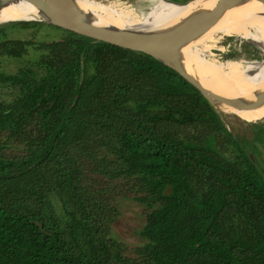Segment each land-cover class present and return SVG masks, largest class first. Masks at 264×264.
I'll list each match as a JSON object with an SVG mask.
<instances>
[{
  "label": "trees",
  "instance_id": "obj_1",
  "mask_svg": "<svg viewBox=\"0 0 264 264\" xmlns=\"http://www.w3.org/2000/svg\"><path fill=\"white\" fill-rule=\"evenodd\" d=\"M39 25L0 24V91L16 95L0 101V152L25 145L22 158L0 154V264H264V141L236 138L194 86L149 56L52 25L61 40L10 37ZM28 46L40 52L29 65L1 68ZM93 144L116 158L108 176L133 179L150 209L138 259L106 236L101 201L83 184Z\"/></svg>",
  "mask_w": 264,
  "mask_h": 264
},
{
  "label": "bare ground",
  "instance_id": "obj_2",
  "mask_svg": "<svg viewBox=\"0 0 264 264\" xmlns=\"http://www.w3.org/2000/svg\"><path fill=\"white\" fill-rule=\"evenodd\" d=\"M161 2L162 4L153 2L151 6L141 10L140 16L89 0H75L74 6L90 24L98 27L144 30L164 36L177 30L182 31L185 27L199 29V32H193L174 45L175 65L194 82L219 97L239 100L243 104L255 101L256 96L264 91V84H260V80L264 78V63H219L207 59L205 53L217 42L218 35L250 40L264 52L262 4L255 0H226L219 20L207 30L201 31L202 26L209 22L211 13L218 10L220 0H193L188 5ZM36 13L31 5L14 1L0 10V23L31 20L37 17ZM245 70H254L255 73L246 74ZM209 83L211 84L207 85ZM216 107L223 113L234 114L246 123L264 119V103L250 111H239L220 103Z\"/></svg>",
  "mask_w": 264,
  "mask_h": 264
},
{
  "label": "rangeland",
  "instance_id": "obj_3",
  "mask_svg": "<svg viewBox=\"0 0 264 264\" xmlns=\"http://www.w3.org/2000/svg\"><path fill=\"white\" fill-rule=\"evenodd\" d=\"M151 1L150 3L147 0H94L97 3H104L103 5H113L123 11H133L139 16L142 13L141 10L151 6L153 2L162 4L161 1ZM35 19L36 21H16L37 22L42 25L34 28H16L10 33V37L24 40L34 39L35 42L41 43L61 40L64 35L62 31L48 26L50 24L38 22V17ZM27 51V57L20 60H4L1 68L7 73H15L18 67L29 65V60L40 54L34 46H28ZM205 56L207 59L219 63L230 61L239 62L243 65L254 63L253 61L264 63V52L258 45L236 36L218 35L217 42L206 51ZM229 56L232 57L228 58ZM263 81L264 78L260 80V84H264ZM15 96V92L12 90L4 88L0 91V101H8ZM217 111L226 128L239 140L248 143L256 140L264 141V121L246 123L234 114ZM5 136V133L0 134V143L5 141ZM5 145V148L0 152L4 158L19 159L25 154V145L22 140L11 141ZM93 147L94 150L88 151V155L80 161L83 184L89 193L97 195L101 201L99 221L105 229L106 236L114 239L121 246L124 257L138 259L136 250L145 244L139 233L145 224V217L150 209L138 201L137 198L141 196V193H139L138 185L133 179L125 176H108L106 171L110 172L112 168H118V163L115 162L116 158L105 147H98L95 144ZM51 199L56 214H61L60 202L57 197L51 196Z\"/></svg>",
  "mask_w": 264,
  "mask_h": 264
},
{
  "label": "water",
  "instance_id": "obj_4",
  "mask_svg": "<svg viewBox=\"0 0 264 264\" xmlns=\"http://www.w3.org/2000/svg\"><path fill=\"white\" fill-rule=\"evenodd\" d=\"M14 1L24 2L28 5H31L37 12L36 16L38 17L37 20L38 22L50 24L57 28L74 33L78 36L91 39L94 42L106 43L120 49L140 53L153 58L154 60L158 61L165 67L172 69L179 76L185 79L188 83L194 86L216 110H218L216 107L217 103H220L224 106L239 111H250L264 103V91L260 95L256 96L255 101H253L250 104H243L239 100H234V99L227 100L222 97H219L216 94L205 90L202 86L194 82L192 78L186 75L179 67L175 65L174 45L177 44L178 41L184 39L186 36L192 34L193 32H199L200 31L199 29L192 27H185L182 31L177 30L175 32H172L171 34H166V36H164V35H155L154 33H148L146 31L144 32V30L98 27L90 24L88 20L82 16V13L76 9V7L74 6L75 0H52V1L0 0V10L14 3ZM155 1L173 2L169 0H155ZM192 1L193 0H189L183 3H178V2H173V3L180 5H188ZM255 1L262 4L264 8V0H255ZM92 2H94V0ZM225 5H226V0H220L218 10L211 13L209 22H207L202 26L203 28L201 31L207 30L208 27L213 26L219 20L220 15L225 9ZM113 7L116 8L115 6ZM31 20L36 21L35 18ZM8 22H15V21H6V22H1L0 24H4ZM253 62L254 64L257 65L262 64L261 62L260 63L259 62L255 63V61ZM245 73L254 74L255 71L245 70ZM261 121H264V119ZM258 122H254V123H258ZM170 193H171V186H168L165 189L163 195L168 196Z\"/></svg>",
  "mask_w": 264,
  "mask_h": 264
}]
</instances>
